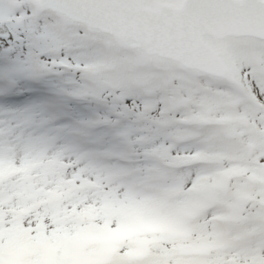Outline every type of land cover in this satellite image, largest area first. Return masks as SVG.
Listing matches in <instances>:
<instances>
[{
  "label": "snow or ice",
  "instance_id": "1",
  "mask_svg": "<svg viewBox=\"0 0 264 264\" xmlns=\"http://www.w3.org/2000/svg\"><path fill=\"white\" fill-rule=\"evenodd\" d=\"M0 264H264V0H0Z\"/></svg>",
  "mask_w": 264,
  "mask_h": 264
}]
</instances>
